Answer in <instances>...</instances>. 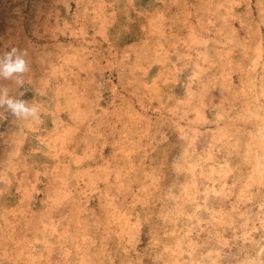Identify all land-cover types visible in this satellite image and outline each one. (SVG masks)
I'll use <instances>...</instances> for the list:
<instances>
[{
    "label": "rangeland",
    "instance_id": "rangeland-1",
    "mask_svg": "<svg viewBox=\"0 0 264 264\" xmlns=\"http://www.w3.org/2000/svg\"><path fill=\"white\" fill-rule=\"evenodd\" d=\"M13 47L29 71L0 86L41 118L0 109V264L264 249V0H0Z\"/></svg>",
    "mask_w": 264,
    "mask_h": 264
},
{
    "label": "clouds",
    "instance_id": "clouds-1",
    "mask_svg": "<svg viewBox=\"0 0 264 264\" xmlns=\"http://www.w3.org/2000/svg\"><path fill=\"white\" fill-rule=\"evenodd\" d=\"M26 49L11 48L0 55V80L13 81L17 88H22L25 80L24 75L29 71V61L26 59ZM18 95H10L6 86H0V109L10 113L21 121L37 123L41 118V106L38 102H29ZM241 264H264V249L256 253L254 257L245 258Z\"/></svg>",
    "mask_w": 264,
    "mask_h": 264
},
{
    "label": "bare ground",
    "instance_id": "bare-ground-1",
    "mask_svg": "<svg viewBox=\"0 0 264 264\" xmlns=\"http://www.w3.org/2000/svg\"><path fill=\"white\" fill-rule=\"evenodd\" d=\"M112 9H113V8H112ZM110 12H111V11H110ZM112 14H113V13H112ZM221 15H222V14H221ZM101 17H102V16H101ZM113 19H114V18H113ZM112 24H113V23H112ZM102 27H103V26H102ZM197 41H198V40H197ZM195 44H196V43H195ZM62 53H63V52H62ZM59 57H60V56H59ZM64 59H65V58H64ZM166 60H167V59H166ZM165 70H166V69H165ZM209 71H210V70H209ZM196 72H197V71H196ZM199 73H200V71H199ZM197 76H198V75H197ZM221 79H222V78H221ZM221 81H222V80H221ZM63 83H64V82H63ZM244 93H245V92H244ZM204 95H205V94H204ZM128 102H129V101H128ZM252 104H253V103H252ZM249 106H250V105H249ZM261 109H262V108H261ZM202 110H203V109H202ZM256 110H257V109H256ZM131 114H132V113H131ZM217 115H218V114H217ZM128 118H129V117H128ZM261 119H262V118H261ZM223 120H224V119H223ZM225 120H226V119H225ZM248 120H249V119H248ZM262 120H263V119H262ZM251 121H252V120H251ZM254 121H255V120H254ZM259 122H260V121H259ZM228 124H229V122H228ZM260 124H261V123H260ZM258 125H259V124H258ZM262 125H264V122H262ZM262 125H261V126H262ZM216 129H217V128H216ZM260 129H262V128H260ZM263 129H264V128H263ZM192 130H193V129H192ZM233 130H234V129H233ZM260 131H261V130H260ZM218 133H219V132H218ZM253 133H254V132H253ZM215 134H216V133H215ZM224 134H225V133H224ZM234 135H235V134H234ZM216 137H217V136H216ZM230 137H231V136H230ZM219 138H220V137H219ZM38 139H39V138H38ZM214 139H215V138H214ZM221 139H222V138H221ZM212 140H213V139H212ZM237 140H238V139H237ZM261 140H262V139H261ZM38 141H39V140H38ZM259 141H260V140H259ZM263 141H264V140H263ZM236 142H237V141H236ZM236 142H234V143H236ZM244 144H245V143H244ZM256 144H257V142H256ZM260 144H263V143L260 142ZM260 144H259V146H260ZM237 145H238V144H237ZM245 145H246V144H245ZM262 146H263V145H262ZM260 147H261V146H260ZM235 148H236V147H235ZM243 148H244V147H243ZM237 150H238V149H237ZM261 150H262V149H261ZM243 152H244V151H243ZM184 154H185V153H184ZM246 154H247V153H246ZM249 154L252 155L251 152H250ZM243 155H244V153H243ZM243 155H242V156H243ZM253 155H254V154H253ZM56 156H57V155H56ZM128 157H129V156H128ZM247 157H248V156H247ZM253 158H254V157H253ZM255 158H256V157H255ZM256 159H257V160H260V159H258V158H256ZM256 159H253V160H256ZM209 160H210V159H209ZM246 162H247V161H246ZM189 164H190V163H189ZM192 164H193V163H192ZM192 164H191V165H192ZM228 164H229V163H228ZM253 164H254V167H253V166H252V167L255 168V169L257 168V171H256V170H255V171H256V173L259 174V173H260V170L258 171V168H259V163H258V161H257V162L255 161ZM214 166H215V165H214ZM9 167H10V166H9ZM220 168H221V167H220ZM230 168H231V167H230ZM24 169H25V168H24ZM226 169H227V167H226ZM189 170H190V169H189ZM220 170H221V169H220ZM214 171H216V170H214ZM211 172H213V171H211ZM224 172H225V171H224ZM184 173H185V172H184ZM212 174H213V173H212ZM225 174H226V173H225ZM209 175H210V174H209ZM215 175H217V174H215ZM220 175H222V174L220 173ZM256 175H257V174H256ZM260 175H261V173H260ZM260 175H259V176H260ZM184 176H185V175H184ZM211 176H212V175H211ZM259 176L256 177L257 180H259ZM208 177H209V176H208ZM210 178H211V177H210ZM252 181H253V180H252ZM260 181H261V179H260ZM260 181H257V183L260 182ZM214 182H215V181H214ZM261 182H262V181H261ZM251 183H252V182H251ZM256 186H257V185H256ZM263 186H264V185H263ZM58 190H59V189H58ZM242 191H243V190H242ZM28 193H29V192H28ZM251 193H252V192H251ZM126 206H127V205H126ZM194 209H195V208H194ZM0 216H1V215H0ZM194 216H195V215H194ZM263 217H264V216H263ZM166 218H167V217H166ZM192 219H193V218H192ZM262 221H263V220H262ZM123 229H124V228H123ZM123 231H124V230H123ZM133 232H134V231H133ZM127 234H128V233H127ZM206 236H207V235H206ZM122 239H123V238H122ZM197 242H198V241H197ZM192 245H193V244H192ZM190 252H191V251H190ZM255 252H256V251H255ZM98 254H99V253H98ZM188 254H189V253H188ZM217 254H218V253H217ZM176 262H177V261H176ZM78 264H79V263H78Z\"/></svg>",
    "mask_w": 264,
    "mask_h": 264
}]
</instances>
